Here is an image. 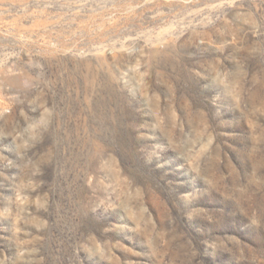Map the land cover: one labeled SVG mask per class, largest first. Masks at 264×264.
<instances>
[{
	"label": "rangeland",
	"instance_id": "rangeland-1",
	"mask_svg": "<svg viewBox=\"0 0 264 264\" xmlns=\"http://www.w3.org/2000/svg\"><path fill=\"white\" fill-rule=\"evenodd\" d=\"M0 264H264V0H0Z\"/></svg>",
	"mask_w": 264,
	"mask_h": 264
}]
</instances>
